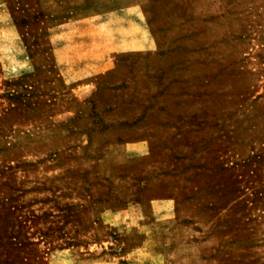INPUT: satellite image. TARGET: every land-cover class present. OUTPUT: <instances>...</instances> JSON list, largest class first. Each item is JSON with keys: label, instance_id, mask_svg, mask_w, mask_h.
I'll return each mask as SVG.
<instances>
[{"label": "rangeland", "instance_id": "1", "mask_svg": "<svg viewBox=\"0 0 264 264\" xmlns=\"http://www.w3.org/2000/svg\"><path fill=\"white\" fill-rule=\"evenodd\" d=\"M0 264H264V0H0Z\"/></svg>", "mask_w": 264, "mask_h": 264}]
</instances>
